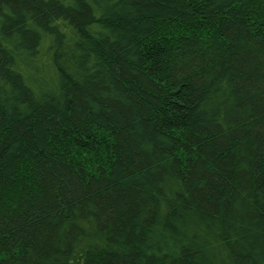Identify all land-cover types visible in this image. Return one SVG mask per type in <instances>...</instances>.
<instances>
[{
	"label": "trees",
	"instance_id": "1",
	"mask_svg": "<svg viewBox=\"0 0 264 264\" xmlns=\"http://www.w3.org/2000/svg\"><path fill=\"white\" fill-rule=\"evenodd\" d=\"M0 264H264V0H0Z\"/></svg>",
	"mask_w": 264,
	"mask_h": 264
}]
</instances>
